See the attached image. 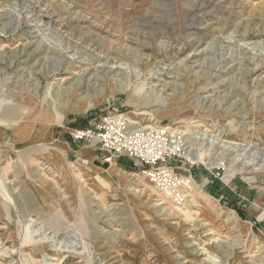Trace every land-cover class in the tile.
Masks as SVG:
<instances>
[{"label": "rangeland", "instance_id": "rangeland-1", "mask_svg": "<svg viewBox=\"0 0 264 264\" xmlns=\"http://www.w3.org/2000/svg\"><path fill=\"white\" fill-rule=\"evenodd\" d=\"M105 113L192 138L189 202L72 138ZM0 264H264V0H0Z\"/></svg>", "mask_w": 264, "mask_h": 264}, {"label": "built area", "instance_id": "built-area-1", "mask_svg": "<svg viewBox=\"0 0 264 264\" xmlns=\"http://www.w3.org/2000/svg\"><path fill=\"white\" fill-rule=\"evenodd\" d=\"M122 113H105L86 128L74 129L71 136L100 149L114 158H124L137 169L163 197L176 205L189 202L196 189L188 175L180 174L165 163L176 154L167 134L156 135L154 129L137 131ZM138 129V128H137Z\"/></svg>", "mask_w": 264, "mask_h": 264}, {"label": "bare ground", "instance_id": "bare-ground-1", "mask_svg": "<svg viewBox=\"0 0 264 264\" xmlns=\"http://www.w3.org/2000/svg\"><path fill=\"white\" fill-rule=\"evenodd\" d=\"M21 54V53H20ZM98 60L99 61H101V59H100V57H98ZM97 67H99V68H97V70L99 69H101L102 68V70H106L107 69V71H108V73H114V72H118V70L119 69H121V68H119V66H116V67H108V66H104V65H100V66H98L97 65ZM84 72L85 71H87V69H84L83 70ZM106 72V71H105ZM73 73V72H72ZM95 75V74H94ZM96 79V78H95ZM174 87V86H173ZM128 119V118H127ZM130 124H137V122H129ZM133 128V127H132ZM145 129H151V128H149V127H147V126H145V127H143L142 129H136L137 131H145ZM156 135H158V136H160V137H162L164 134H167V137L168 136H171V137H174L176 140H179L180 142H181V146L184 148V150L188 153V155H190V156H192V157H197V158H200L199 156H195V150H194V148L193 147H190V146H192L191 144H190V139H192V138H187V137H185V132H183L182 130H180V129H177V130H171V131H168V128L167 127H164V128H161V129H154V131H153ZM169 139V138H168ZM206 140V139H205ZM170 141L172 142V141H174V140H171L170 139ZM178 141V142H179ZM235 142H227V147H228V150H229V148H231L230 149V151H235ZM225 145V144H224ZM223 145V146H224ZM236 147H239L238 145L236 146ZM237 149V148H236ZM212 164V166L213 167H215V165H217L216 163H214V162H212L211 163ZM118 172V174L120 175V176H122V177H128L129 178V176H130V181L132 182V183H137L136 182V180L137 179H134V175L135 174H133L132 172L131 173H129V172H125V171H122V170H118L117 171ZM188 197H191L190 195L188 196ZM191 199V198H190ZM160 204V203H159ZM186 221V220H185ZM206 226L204 223H202L201 225H200V227H202V226ZM208 226V225H207ZM206 226V227H207ZM210 227V226H209ZM214 228H216V227H213V228H209L207 231V233H211V230H213ZM213 232V231H212ZM215 241H216V239H215Z\"/></svg>", "mask_w": 264, "mask_h": 264}, {"label": "crops", "instance_id": "crops-1", "mask_svg": "<svg viewBox=\"0 0 264 264\" xmlns=\"http://www.w3.org/2000/svg\"><path fill=\"white\" fill-rule=\"evenodd\" d=\"M79 143H81V141H80ZM84 146H85V145H84ZM85 147H89V145H86Z\"/></svg>", "mask_w": 264, "mask_h": 264}]
</instances>
